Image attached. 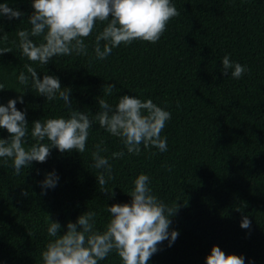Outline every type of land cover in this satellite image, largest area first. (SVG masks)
Wrapping results in <instances>:
<instances>
[{
    "label": "trees",
    "instance_id": "1",
    "mask_svg": "<svg viewBox=\"0 0 264 264\" xmlns=\"http://www.w3.org/2000/svg\"><path fill=\"white\" fill-rule=\"evenodd\" d=\"M32 2L0 0L24 13L11 20L0 15V50H11L0 55V105L23 94L16 107L28 121L26 148L35 143L33 121L69 116L59 97L47 101L31 80L19 83V74H28L26 64L41 80L45 74L58 77L62 88H71L72 109L90 118L100 111L99 99L114 107L121 95H130L151 99L171 119L161 133L166 152L141 144L139 155L128 154L118 137L94 121L83 153L52 148L46 162L33 161L19 175L11 159L0 158V264H42L41 252L54 239L47 233L52 221L61 225L62 235L68 222L91 211L96 229L103 231L108 206L130 203L128 194L141 173L166 206L180 205L169 228L178 238L171 247L167 240L158 245L148 264H206L213 245L226 255H242L245 264H264V0H171L180 15L157 43L121 44L104 60L93 50L105 26L97 22L84 38L87 55L56 56L46 65L29 61L18 47L17 33L31 29ZM229 54L247 66L240 79L232 78L231 70L221 74L222 58ZM106 84L116 86L111 96L103 90ZM8 138L0 128V139ZM97 144L107 149L101 155L112 165L113 179L104 186L108 194L97 181L100 170L92 166ZM119 151L123 158H113ZM53 171L56 187L42 191L41 182ZM244 215L250 229L240 227ZM99 264L122 261L113 251Z\"/></svg>",
    "mask_w": 264,
    "mask_h": 264
},
{
    "label": "clouds",
    "instance_id": "2",
    "mask_svg": "<svg viewBox=\"0 0 264 264\" xmlns=\"http://www.w3.org/2000/svg\"><path fill=\"white\" fill-rule=\"evenodd\" d=\"M32 8L34 11L28 18L31 29L17 33L18 47L29 61L41 65L48 64L56 56H70L73 53L87 55L84 38L93 33L97 22L105 23V26L95 36L93 50L96 59L104 60L113 48L121 44L130 45L135 40L157 43L169 21L180 15L171 0H33ZM0 15L11 20L19 19L24 13L4 3L0 4ZM31 37H39L40 42H34ZM3 39L6 40L7 35ZM101 42H104L103 46ZM10 51L0 50V55ZM229 56L222 58L221 74L228 76L231 70V77L240 79L248 71L247 66L231 61ZM25 68L28 74L21 72L19 83L28 85L31 80L32 88L47 101L59 97L68 107L69 116L33 121L31 137L35 143L26 148L28 121L25 112L16 107L18 101L24 102L23 94L17 99H9L6 106L0 105V128L9 133L8 139H0V158L11 159L16 175L21 174V169L29 167L33 161L46 162L52 148L61 153L73 150L83 153L94 121H98L107 133L118 137L128 154L139 155L141 144L146 149L155 147L160 152L167 151V138L162 137L161 133L171 119V113L151 99L121 95L113 107L101 98L98 100L100 111L90 118L88 113L72 109L71 88H62L58 77L45 74L41 80L33 67L26 64ZM115 88V84H106L103 90L111 96ZM2 89L3 85H0ZM95 148L92 166L100 170L97 181L102 191L107 193L104 186L113 179L112 165L101 155L107 149H102L99 144ZM124 154L119 151L111 155L121 159ZM58 179L55 171L47 173L41 182L42 191L56 187ZM133 184L128 194L130 203L108 206L110 218L103 231L96 229V214L91 211L81 214L75 223L68 222L67 231L62 235L58 234L61 225L52 221L47 233L54 239L49 240L41 252L42 264H99L113 251L118 254L122 264H148L159 251L158 245L167 240L171 247L179 235L177 230L169 232L171 217L180 205L171 208L159 200L153 194L149 186L150 178L146 174H139ZM23 195L27 196V193ZM114 195L112 191L110 197ZM240 227L250 229L251 221L247 215L242 217ZM206 264H245V258L242 255H226L220 247L213 245L206 256Z\"/></svg>",
    "mask_w": 264,
    "mask_h": 264
}]
</instances>
